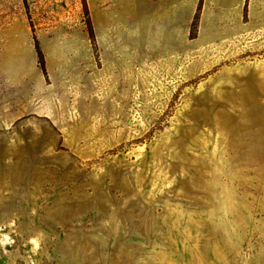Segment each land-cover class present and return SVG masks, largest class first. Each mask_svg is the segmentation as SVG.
Returning a JSON list of instances; mask_svg holds the SVG:
<instances>
[{"label": "rangeland", "instance_id": "rangeland-1", "mask_svg": "<svg viewBox=\"0 0 264 264\" xmlns=\"http://www.w3.org/2000/svg\"><path fill=\"white\" fill-rule=\"evenodd\" d=\"M0 264H264V0H0Z\"/></svg>", "mask_w": 264, "mask_h": 264}]
</instances>
